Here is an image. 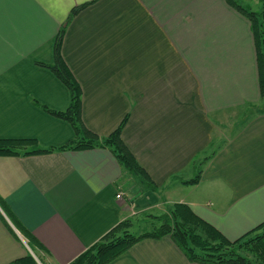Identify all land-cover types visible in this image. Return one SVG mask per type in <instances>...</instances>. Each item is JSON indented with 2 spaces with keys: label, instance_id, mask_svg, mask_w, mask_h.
I'll use <instances>...</instances> for the list:
<instances>
[{
  "label": "crops",
  "instance_id": "1",
  "mask_svg": "<svg viewBox=\"0 0 264 264\" xmlns=\"http://www.w3.org/2000/svg\"><path fill=\"white\" fill-rule=\"evenodd\" d=\"M62 27L82 120L108 136L127 117L122 139L157 190L136 193L104 148L0 155V264L34 254L25 232L41 264H69L128 214L152 220L175 203L230 240L264 222L263 99L245 16L226 0H0V138L58 147L74 137L39 105L70 104L69 88L36 63L54 62ZM108 264L203 263L164 235Z\"/></svg>",
  "mask_w": 264,
  "mask_h": 264
},
{
  "label": "trees",
  "instance_id": "2",
  "mask_svg": "<svg viewBox=\"0 0 264 264\" xmlns=\"http://www.w3.org/2000/svg\"><path fill=\"white\" fill-rule=\"evenodd\" d=\"M226 2L245 16L249 22L254 38L258 65V81L261 97L264 100V0H260V11L254 10L243 0H226ZM81 8V7H80ZM80 8H74L70 18L75 16ZM65 28H61L55 41L54 62L47 64L41 61L36 63L49 68L70 90V104L64 111L52 109L39 103L45 111L69 122L74 129V137L64 145L44 147L33 138H0V155L13 154H41L54 150H87L104 148L109 150L120 167L136 181V193L144 189L157 190V185L140 165L122 139V131L127 123V117L108 136H100L89 129L82 120V89L74 79L70 69L64 62L61 54ZM256 113L264 115V106L256 107ZM201 165V164H200ZM201 169L198 175L186 184H194L200 180ZM0 205L6 211L4 203ZM11 217V213L7 211ZM153 217V216H152ZM157 221L152 230L142 233L132 231L134 220L127 218L107 232L96 244L88 248L69 264H108L127 251L138 241L147 237H161L170 235L186 257L192 262L203 264H264V222L236 240H230L213 225L199 217L191 207L185 203H175L168 211L154 215ZM17 227L19 225L14 221ZM29 240L31 249L39 256L42 245L28 232L24 233ZM39 259L42 261L41 256ZM7 264H39L29 253L24 257Z\"/></svg>",
  "mask_w": 264,
  "mask_h": 264
},
{
  "label": "rangeland",
  "instance_id": "3",
  "mask_svg": "<svg viewBox=\"0 0 264 264\" xmlns=\"http://www.w3.org/2000/svg\"><path fill=\"white\" fill-rule=\"evenodd\" d=\"M244 2H246L247 4L249 3L251 5V7L254 9V10H258L260 11L262 5L260 2V0H243ZM262 107L264 106V100L261 102V104L258 105V107ZM251 112V113H250ZM250 112L248 111V115L252 114L253 112V109L250 110ZM255 112H256V109H255ZM130 216V218H132L134 220V225L132 227V231L133 232H136L137 233H142L146 230H152L155 226H156V223L157 221L155 219H152V220H145V217H147V215H134V214H128ZM145 216V217H144ZM36 261L40 263L41 260H39V256L34 252V254H32Z\"/></svg>",
  "mask_w": 264,
  "mask_h": 264
},
{
  "label": "built area",
  "instance_id": "4",
  "mask_svg": "<svg viewBox=\"0 0 264 264\" xmlns=\"http://www.w3.org/2000/svg\"><path fill=\"white\" fill-rule=\"evenodd\" d=\"M122 195H123V193H122V192H119L118 195H117V197H118V198H121Z\"/></svg>",
  "mask_w": 264,
  "mask_h": 264
}]
</instances>
